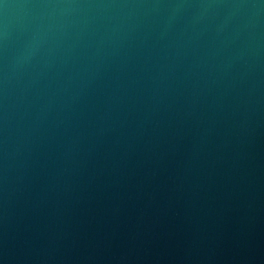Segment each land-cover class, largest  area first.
<instances>
[{
  "label": "water",
  "instance_id": "water-1",
  "mask_svg": "<svg viewBox=\"0 0 264 264\" xmlns=\"http://www.w3.org/2000/svg\"><path fill=\"white\" fill-rule=\"evenodd\" d=\"M0 264H264V0H0Z\"/></svg>",
  "mask_w": 264,
  "mask_h": 264
}]
</instances>
